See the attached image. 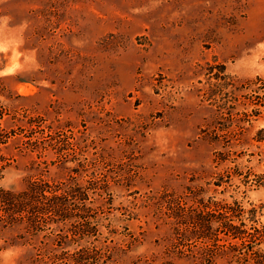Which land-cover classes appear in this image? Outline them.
<instances>
[{
  "label": "rangeland",
  "instance_id": "rangeland-1",
  "mask_svg": "<svg viewBox=\"0 0 264 264\" xmlns=\"http://www.w3.org/2000/svg\"><path fill=\"white\" fill-rule=\"evenodd\" d=\"M0 115V190L86 192L0 264H236L184 229L264 206V0H0Z\"/></svg>",
  "mask_w": 264,
  "mask_h": 264
},
{
  "label": "trees",
  "instance_id": "trees-1",
  "mask_svg": "<svg viewBox=\"0 0 264 264\" xmlns=\"http://www.w3.org/2000/svg\"><path fill=\"white\" fill-rule=\"evenodd\" d=\"M11 136V131L2 126L0 115V146L6 145ZM255 141L259 145V154L264 158V129L257 131ZM222 155L216 153L215 156H221V160H224ZM252 182L264 188V173L256 176ZM84 192L85 189L77 184L49 185L41 180L28 181L25 189L18 193L0 190V221L12 227L21 226L25 231L37 228L42 218L52 222L55 229L60 225L65 226L68 220L66 199L75 197L81 200ZM202 207L209 211L189 217L184 229L187 237L202 243V248L206 250L220 247L229 263L264 264V224L260 221L264 218V206L244 209L238 204L225 206L209 202ZM221 240L223 245L218 244Z\"/></svg>",
  "mask_w": 264,
  "mask_h": 264
}]
</instances>
